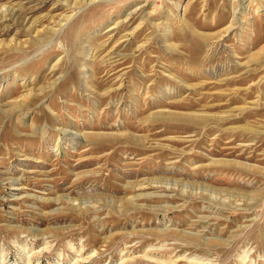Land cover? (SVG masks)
<instances>
[{"label": "rangeland", "instance_id": "374dc122", "mask_svg": "<svg viewBox=\"0 0 264 264\" xmlns=\"http://www.w3.org/2000/svg\"><path fill=\"white\" fill-rule=\"evenodd\" d=\"M0 264H264V0H0Z\"/></svg>", "mask_w": 264, "mask_h": 264}]
</instances>
